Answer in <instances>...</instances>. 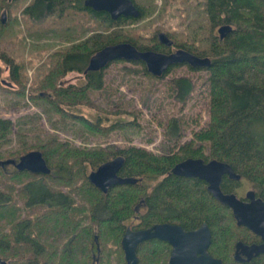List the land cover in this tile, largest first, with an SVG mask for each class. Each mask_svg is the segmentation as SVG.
Wrapping results in <instances>:
<instances>
[{
    "label": "trees",
    "instance_id": "1",
    "mask_svg": "<svg viewBox=\"0 0 264 264\" xmlns=\"http://www.w3.org/2000/svg\"><path fill=\"white\" fill-rule=\"evenodd\" d=\"M83 1L31 0L24 6L23 12L34 15L35 21L50 10L57 15L66 10L88 13L105 30L72 42L64 51L52 52L48 71L32 85L26 84L20 67L0 49V75L6 67V79L16 84L11 88L0 81V94L6 104L24 106L30 101L51 128L68 131L71 136L82 140L86 136L106 138L119 131L130 142L139 130L135 120L104 122L99 111L105 108L90 98L93 91L102 87L104 67L87 70L88 60L103 46L117 42H129L140 50L165 52L170 48L160 44L154 35L142 39L127 32L130 29L124 25L137 17L120 16L113 20L104 11L84 6ZM134 1L136 5L138 0ZM12 2L0 0V11L7 14ZM138 5L141 17L146 10ZM203 5L212 28L229 24L231 30L222 38L210 37L207 46L194 43L193 37L175 40L167 31L174 40L173 46L197 56L208 55L211 61L202 68L208 71V119L192 132L191 139L177 144L181 123L170 118L165 134L173 144L166 154L133 144L75 145L47 132L40 137L38 113L19 118L13 138L12 122L0 117V161L17 160L30 150H38L50 168L46 174L15 168L7 173L6 164H0V264H123L120 241L125 228L162 222L179 224L185 230L207 223L211 232L208 252L223 264L236 262L232 250L238 242L251 240L252 234L236 225L231 210L206 190L203 180L175 175L171 169L188 157L226 162L264 201V0H204ZM7 24V20L2 23L0 19V37ZM129 62L139 64L141 74L147 78L158 79L147 72L141 60ZM72 71L81 73L84 82L62 85L61 77ZM191 89L188 77L172 81L174 96L180 102L185 101ZM82 105L96 110L94 119L72 110ZM120 111L124 109L110 113ZM118 155L124 162L117 174L137 181L116 184L102 192L89 182L88 171ZM236 187L237 182L222 177L223 192H233ZM61 234L68 237V242L58 249L51 245V238ZM239 236L242 239L235 241ZM169 249L165 241H142L135 250L138 264H168ZM247 264H264V252Z\"/></svg>",
    "mask_w": 264,
    "mask_h": 264
},
{
    "label": "rangeland",
    "instance_id": "2",
    "mask_svg": "<svg viewBox=\"0 0 264 264\" xmlns=\"http://www.w3.org/2000/svg\"><path fill=\"white\" fill-rule=\"evenodd\" d=\"M9 1L13 2L8 6V13L6 14L4 10L0 11V19L4 12L3 23L6 20L8 22L0 37V49L13 59L14 64L20 67V75L25 79L27 85H32L36 80L43 78L51 65L50 54L52 52L64 51L72 42L84 39L94 31L105 30L88 13L84 14L81 11L66 10L61 15H57L58 13L50 10V13L42 15L35 21L32 19L35 17L34 15L22 10L31 0ZM138 3L144 11L146 10V13L125 24L124 28L130 29L127 32H134L142 39L154 35L158 41V33L164 32L173 42V38L167 33L170 31L175 40L193 37L194 43L207 46L211 41L210 37H220L217 30L219 26L212 28L210 25L203 5L204 0H138ZM138 3L136 2V6ZM208 57L211 59L210 56ZM204 67L193 70L187 64L182 63L174 66L159 79L147 78L141 74L142 68L139 64L129 61L111 62L104 67L102 87L93 91L90 98L105 108V111H99L104 122H112L117 119L135 120L139 130L130 142H127L122 136V132L119 131H113L106 138L86 136L82 140L79 137L71 136L68 131L51 128L44 114L30 101H27L24 106L6 104L3 102L1 94L0 117L12 122L13 131L10 136L13 138L17 130L16 121L23 116L38 113L40 118L37 124L41 127L40 137L47 132L56 134L60 140H69L75 145L121 147L133 144L154 153L166 154L172 149L173 144L172 138L165 134V127L170 118H176L181 123L177 144L191 139L192 132L204 126L208 119V71L202 69ZM7 74L8 70L4 67L0 81H3V85L7 87L15 88L16 84L6 79ZM180 76L188 77L192 84V89L184 102L178 101L172 90L173 79ZM59 82L62 85H80L84 82V77L81 73L72 71L61 77ZM119 109H124V111L110 113L118 112ZM72 110L91 119H94L96 115L94 108L83 105L76 106ZM35 133L36 131L30 133L29 136ZM13 144L14 139H12L11 145ZM4 170L7 173L11 172L14 170V166L7 163ZM234 181L237 182V187L234 190L236 195H243L247 190H252L249 182ZM237 233L241 235L240 232ZM239 239L242 237L239 236L235 241ZM66 242H68V237L65 238L64 234L51 238V245L57 246L58 249L62 248ZM235 252L236 247L235 250H232V256ZM112 263L115 262L112 261ZM6 264L18 263L7 262ZM230 264H236V262Z\"/></svg>",
    "mask_w": 264,
    "mask_h": 264
},
{
    "label": "water",
    "instance_id": "3",
    "mask_svg": "<svg viewBox=\"0 0 264 264\" xmlns=\"http://www.w3.org/2000/svg\"><path fill=\"white\" fill-rule=\"evenodd\" d=\"M84 6L93 11H104L110 18L115 20L120 16L138 17L139 8L133 0H84ZM5 13L1 14V21L4 22ZM220 38L231 30L229 24L218 27ZM159 42L170 46L172 40L164 33H158ZM123 59L125 61L141 60L149 73L160 76L169 66L177 63H186L191 67H204L209 64L206 57L197 56L185 49L178 48L170 53L156 50H140L129 42H117L108 44L94 52L86 66L87 70H98L105 67L113 60ZM124 162L120 155L115 156L99 164L91 170L87 178L89 182L102 192H106L116 184H129L137 181L134 177H123L118 171ZM10 163L19 171L32 173H49L45 159L38 150H31L20 155L17 160L6 159L0 164ZM171 172L185 178H198L205 182L206 190L221 204L226 205L232 213L238 226L243 225L253 233L259 235L264 241V201L254 197V191L246 192L249 201H243L237 197L235 192H223L220 188L222 177L226 175L232 180H239L240 176L226 162L202 158H185L174 164ZM156 238L166 241L170 246L168 264H223L222 260L213 257L208 252L211 241V232L207 223L192 230H185L176 223L162 222L154 223L148 228L133 230L127 227L121 237V248L124 253V264H138L136 246L144 240ZM97 244V238L94 237ZM98 245V244H97ZM241 247V252L247 260L253 254L264 252V245H244L242 242L236 244ZM236 255H234L235 257ZM3 264V262H1Z\"/></svg>",
    "mask_w": 264,
    "mask_h": 264
},
{
    "label": "flooded vegetation",
    "instance_id": "4",
    "mask_svg": "<svg viewBox=\"0 0 264 264\" xmlns=\"http://www.w3.org/2000/svg\"><path fill=\"white\" fill-rule=\"evenodd\" d=\"M166 34V33H165ZM158 42H159V40H158ZM160 44H163V43H161V42H159ZM172 44H173V42H172ZM170 45V46H166V47H168V48H170L169 49V51H165V53H170V52H172V51H175L176 49H178V48H174L173 47V45ZM164 45V44H163ZM165 46V45H164ZM173 48V49H172ZM161 52H164V51H161ZM203 57H206V58H208L209 59V64L207 65V66H209L210 65V61H211V59L208 57V56H203ZM144 64V63H143ZM179 64H182V63H177V64H175V65H179ZM186 64V63H185ZM175 65H171V66H169L170 68H172L173 66H175ZM144 66H145V64H144ZM187 66H189L188 64H187ZM169 67L166 69V70H168L169 69ZM189 67H191V66H189ZM206 67V66H205ZM192 68H194V67H192ZM195 68H200V67H195ZM145 69H146V66H145ZM147 70V69H146ZM165 70V71H166ZM165 71L160 75V76H155V75H153V76H155L156 78H161V77H163L164 75V73H165ZM148 72V71H147ZM149 73V72H148ZM151 74V73H150ZM152 75V74H151ZM224 176H226V175H224ZM230 179V178H229ZM237 181H239V180H237ZM251 189H249V190H247V191H250ZM253 190V189H252ZM246 191V192H247ZM254 191V190H253ZM246 192H244V194L243 195H237V197L239 198V199H241V200H243V201H249V198H247L246 197ZM254 193H255V191H254ZM254 197L255 198H257V197H259L256 193L254 194ZM153 225V224H152ZM151 226V225H150ZM150 226H147V227H142V228H138V229H144V228H148V227H150ZM240 227H244L245 229H247L251 234H252V236H250V238H251V240H249V241H241L244 245H261V244H263L264 245V241L262 240V238L259 236V235H257V234H255V233H253L251 230H249L247 227H245V226H243V225H240ZM127 228V227H126ZM125 228V229H126ZM130 228V227H129ZM131 229V228H130ZM133 230H137V229H133ZM151 239H156V238H151ZM147 240H149V239H147ZM158 240H160V239H158ZM145 241V240H144ZM161 241H163V240H161ZM142 242V241H141ZM166 242V241H165ZM211 242V241H210ZM167 243V242H166ZM170 246V245H169ZM170 249H171V246H170ZM170 249H169V252H170ZM241 247H237V250H236V252H235V254L234 255H236L235 257H234V260L238 263V264H247L252 258H253V256L255 257V256H257V255H259V254H261V253H263V252H260V253H257V254H253L251 257H250V259L249 260H247V258H246V256L241 252ZM235 250V249H234Z\"/></svg>",
    "mask_w": 264,
    "mask_h": 264
}]
</instances>
